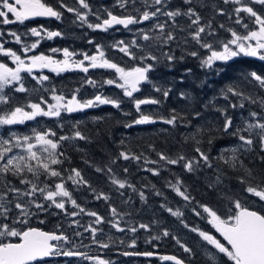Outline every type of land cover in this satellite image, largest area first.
<instances>
[{
  "label": "snow or ice",
  "instance_id": "snow-or-ice-1",
  "mask_svg": "<svg viewBox=\"0 0 264 264\" xmlns=\"http://www.w3.org/2000/svg\"><path fill=\"white\" fill-rule=\"evenodd\" d=\"M221 2L230 7H221L215 2L209 4L206 0H182V6L176 7L172 6L171 0H116L113 7L121 10L117 13L107 7L94 11L89 0H73L72 3L68 0L53 2L0 0L2 25H25L27 21L38 18L60 21L67 12L74 15L73 23L79 22L80 26H86L93 31L108 32L110 29L119 31L123 28L132 33L133 37L131 40H115L110 45L89 40L88 43L95 48L91 54L86 51L70 50L67 47L52 48L51 52L61 53L62 59L43 52L30 54L35 53L42 41L63 35L61 31L49 30L43 24L26 27L21 33L8 32L13 42L20 45L19 50L6 48L7 41L0 42V57L11 62L10 66L9 63L0 60V129L6 130L0 133V264H48L49 258L56 257H74L90 264H112L100 254L91 255L88 251L78 250L81 247L90 248L91 245H85L82 239L77 244L73 237L80 238L84 233H89L91 244L97 245L100 249H108L110 243L98 239V234L104 233V228L101 227L104 224L120 233L127 231L135 234L141 229L151 231V225L148 223L132 226L131 222L125 219L131 216V212L119 211L110 203L111 196L92 187L80 169L62 167L70 159L64 150L65 142L77 140L90 142V138L79 130V122L72 126L70 134H58L52 127L40 126L37 119L41 117L55 119L57 127L62 130L64 124L59 122L62 114H72L102 105L120 109L122 99L104 95L99 91L93 97L84 99L79 96L80 88H76L70 96L55 87L43 88L44 82L50 79L48 75L43 74V70L47 69L57 75L78 70L85 74L81 86L86 84L97 88L108 85L120 89L123 97L133 103L138 113L131 123L124 125L125 128L155 124L158 121L176 127L178 123L185 122L184 114L175 108L171 109L167 117L145 113L142 111L143 105H160L162 100L153 96L139 98L135 95L148 84L163 100L168 99L173 89L151 78V74L159 67L171 70L186 57H191L199 61L201 68L214 70L215 74L219 75L223 69L217 67L218 63H227L241 56L264 62V0ZM208 7L212 9L213 15L206 18L198 9ZM216 16H226L231 24L216 23ZM90 17H94L95 22H92ZM181 18L186 22L181 23ZM3 36L4 31L0 30V39ZM22 37L36 39L29 43ZM106 48L122 54L121 58L119 60L111 58ZM177 51L181 53L179 56L176 54ZM78 56L79 59L76 58ZM98 69L110 75L99 82L87 75L90 70ZM25 74L35 80L40 88L26 87ZM191 74V68L185 69V75ZM183 79L182 77L181 83ZM247 85H251L254 90L248 91ZM41 89L49 95L47 97L44 94L35 97L32 95ZM257 89L259 91H256ZM261 92H264V73L251 70L244 72L238 82L226 84L219 90L218 96H214L204 105L205 108L212 105L219 118H222L216 131L237 141L231 147L224 148L217 159L234 171L243 170L244 175L236 177L241 185L239 193L221 190L220 199L223 207H213L209 203L196 200L179 176L175 177V182L168 180L165 183L167 188L185 202L183 207L194 203L192 213L211 225L210 230L190 226L184 221L185 213L181 208L173 209L167 203L160 204V208L176 217L184 228L197 234L209 264H264V178L257 179L253 170L241 159L244 153L253 152L257 146L260 152L264 153V95L260 94ZM14 93L24 96L22 99L17 98ZM180 97L191 99L186 92H181ZM219 100L225 103L219 105ZM246 106H249L247 116L241 114V123L237 124L233 112L237 109L244 110ZM193 115L200 117L201 113L196 111ZM31 121H37L38 126L32 127L28 133L13 130L15 126L25 125ZM205 131L198 127L194 133L185 137L186 141L188 139L195 141L193 149L195 154L191 157L183 153L171 156L159 151L156 153L158 159L152 160L143 153L137 155L130 151H120L117 157L103 166L88 160H85V163L93 167L97 173L106 174L107 180L119 196L125 195L122 190L131 189L133 193L138 194L141 202L147 203L148 197L143 188L148 185L138 189L127 177L120 178L111 165L120 159L137 163L143 160L145 165H157L154 168H144V171L154 176H160L161 170L167 165H179L188 173H195L203 167L213 168L211 157L200 146L202 141L197 139ZM213 139L214 137L209 136L207 143L211 145ZM120 143L123 144L124 141L121 140ZM260 159L264 162V156ZM128 171L127 167L123 168L125 174ZM216 172L215 179L207 185L213 191L224 185L227 179L226 173L219 168ZM69 182L72 189L68 186ZM81 187L90 189L95 200H103L108 205L109 217L87 209L77 202L73 189L79 190ZM151 188L154 195L163 196L155 185H151ZM122 203L130 204L132 198L128 197ZM53 208L59 211L50 212ZM41 214L63 215L69 220L68 227H82L83 232L74 231L72 236H69L63 230L62 223H57L55 230L52 231L32 226L34 218ZM81 216L93 219L87 225H82L79 219H75ZM122 222L128 226H121ZM39 223L44 224L45 219H39ZM152 223L159 224V221L153 220ZM162 236H171L187 254L188 259L165 255L160 257L161 260L170 261L172 264H191V259L195 256L191 247L167 229L162 230ZM107 238L108 241L112 240L111 235ZM159 239L161 236L156 235L147 242ZM120 243L123 244L124 241L121 240ZM128 247H136L135 238ZM123 255L152 257L154 253L125 251Z\"/></svg>",
  "mask_w": 264,
  "mask_h": 264
},
{
  "label": "trees",
  "instance_id": "trees-1",
  "mask_svg": "<svg viewBox=\"0 0 264 264\" xmlns=\"http://www.w3.org/2000/svg\"><path fill=\"white\" fill-rule=\"evenodd\" d=\"M49 2H53V0H49ZM68 2L72 3L73 0H68ZM89 2L93 5L94 11L102 7H107L117 13L121 11L118 7H113L114 4L112 3L114 0H89ZM206 2L209 4L215 2L219 6L225 8L230 7L223 5L221 0H206ZM171 4L173 7L182 6V0H171ZM257 8H259V6H257ZM198 10H200L206 18L213 15L210 7ZM74 19L75 17L73 14L65 12L64 17L60 21H27L25 25L11 24L6 27V30L8 32L16 31L21 33L26 30V27H34L43 24L49 30H59L63 33L61 37L42 41L40 46L35 50V53L30 54H39L41 52L47 54L51 52L52 48L63 49L65 47L77 52L86 51L91 54L95 51V48L94 45L88 43L89 40L103 45H110L115 40H131L133 38L132 33L127 30H109L108 32L93 31L86 26H80L79 22L73 23ZM90 20L95 22L94 17H90ZM180 22L185 23L186 21L181 18ZM216 23L231 24V21H229L226 16H216ZM235 27L238 28V26ZM8 32L4 33L0 42L7 41V43H5L6 48L19 50L20 45L15 44L12 40H8L12 38L8 35ZM22 39H25V37H22ZM26 40L29 43L31 42L30 39ZM106 52L111 58L116 60H119L122 56V54L111 48H106ZM176 54L179 56L181 53L177 51ZM0 60L8 62L4 57H0ZM217 67L223 69L219 75H216L214 70L201 68L197 59L186 57L183 62L177 63L171 70L159 67L156 72L151 74L153 81L173 89L167 100H163L161 95L154 92L151 85L148 84L143 86L140 93L135 94L139 98L153 96L162 100L160 105H143L142 111L145 113L167 117L171 109L175 108L178 112L184 114L186 117L185 122L178 123L176 127L158 121L155 124L134 125L132 128H125L124 125L126 123H131L133 119L138 116V113L133 103L114 89H104L102 92L104 95L122 99L123 103L120 109H116L110 105H102L90 110L88 113L71 116V119H76L73 125L79 122V130L90 138V142L77 140L74 143H64V150L70 159L62 167H76L80 169L92 187L96 188L98 191H104L111 196L110 203L116 206L119 211L131 212V216L125 219L130 221L132 226H136L139 223H148L151 225L150 232L141 229L135 234L132 233L130 236L132 237L130 239H136V248L139 252L150 251L157 254H174L178 257L188 259L185 257L187 254L180 249L171 236H162L163 229H167L171 234L175 235L192 249L194 244L198 243L197 234L184 228L176 217L171 216L168 212L161 209V203H167L168 206L173 209L177 207L181 208L185 213L183 219L190 226H198L204 230L211 229L206 221L201 220L192 213L191 208L194 207L195 204L193 203L186 208L183 207L185 202L180 197L176 196L170 188L165 186L166 181L171 180L175 182V177L179 176L196 200L202 203H209L213 207H223V202L220 199L221 190L224 192L231 190L233 193L240 192L241 185L236 177L244 175L243 170L234 171L217 159L224 148L231 147L237 143V141L234 138L227 137L223 135V133L216 131V128L222 122V118H219V114L214 111L212 105H209L208 108H205L204 105L212 100L214 96H218L219 90L226 84L233 81L238 82L244 72L257 70L264 73V62L241 56L227 63H218ZM187 68L192 69L191 75H185V69ZM101 72V70L96 71L98 74L92 75V78L99 82L110 75L108 72ZM182 77L184 78L183 83L180 82ZM82 81L83 80L77 78H70L69 80L49 79L47 84L44 83V87H55L58 91H62L66 95L76 88H84V85L81 86ZM25 84L26 87L30 89L37 88L36 86L33 87V83L26 77ZM246 88L248 91L254 90L251 85H247ZM256 91L259 90L257 89ZM181 92L188 93L191 99L187 100L181 98ZM39 94L40 92L33 93L32 95L35 97ZM260 94L264 95V92ZM13 95L21 99L24 96V94L18 93H14ZM91 95L90 91L87 90V93L83 95L82 98L88 99ZM224 103L223 100L218 101L219 105H223ZM248 107L249 106H246L244 110L237 109L233 112L237 124L241 123V114H243L244 117L247 116ZM250 107L255 108L256 106ZM196 111L201 113L200 117H194L193 114ZM125 113H128V115H125ZM188 121H190V123H188ZM67 125H70V123ZM73 125L69 127L71 128L70 130H72ZM44 126L54 128V125L49 121H47ZM198 127H202L206 130L205 133L198 136L197 139L202 141L200 146L203 150L208 152L211 157L213 168L203 167L195 173H188L179 165H167L161 170L160 176H154L150 172L144 171V168H154L157 167V165H145L143 160L137 163L131 160L124 161L120 159L117 160L116 164L111 165L120 178L127 177L138 189L142 188L144 185H148V187L143 188L148 197L147 203L141 202L138 194L133 193L131 189L122 190L125 192V195L123 197L119 196L114 190V187L107 180L106 174L97 173L93 167L85 163V160H88L91 163L103 166L109 163L111 159L117 157L120 151H130L137 155L143 153L144 156L152 160L158 159L156 153L159 151H163L171 156H175L177 153H183L191 157L195 154L193 151L195 141L191 139L186 141L185 137L194 133ZM208 129H211V131H207ZM209 136L214 137L211 145L207 143ZM121 140L124 141L123 144L120 143ZM150 145L152 147H150ZM153 148L155 151H153ZM226 155H230V153H226ZM261 156H264V153L260 152L258 146L253 152L244 153L241 156L244 164L249 169L253 170L257 179L264 178V162H261ZM125 167L129 169L126 174L123 172V168ZM218 168L226 173L227 179H225L224 185L219 186L216 191H213L209 189L207 185L215 179L217 174L216 169ZM151 185H155L156 189L163 193V196L154 195ZM68 186L72 189L70 182ZM73 195L77 199V202L85 208L94 210L102 216L109 217L108 205L103 200H95L90 189L86 187H81L79 190L73 189ZM128 197L132 198V203H122V201L128 199ZM165 197L167 198L166 200ZM55 218L56 217L50 218L49 216L43 215L42 219H45V223L42 229L47 231H52V229L55 230L53 225ZM80 218L83 220L84 217L81 216ZM153 220L159 221V224H153ZM106 226L111 231L117 232L115 229H111L107 224L101 227L106 228ZM121 226L127 227L128 225L122 222ZM156 235H160L161 239L151 240V243L147 242L152 236ZM116 241L115 239L106 241L110 243V247H112L108 250L117 249L116 246L118 243H116ZM129 243L122 245L123 250H125V247L129 248ZM198 260L205 263V261L199 258V255L195 253V256L191 259V264H199Z\"/></svg>",
  "mask_w": 264,
  "mask_h": 264
},
{
  "label": "rangeland",
  "instance_id": "rangeland-1",
  "mask_svg": "<svg viewBox=\"0 0 264 264\" xmlns=\"http://www.w3.org/2000/svg\"><path fill=\"white\" fill-rule=\"evenodd\" d=\"M116 0H114V2L112 4H115ZM72 14V13H71ZM10 19L12 18L11 15L9 17ZM11 24L9 25H2L0 24V30H3L4 33H7L8 31L6 30V27L7 26H10ZM25 39H30L31 42L33 40H35L36 38L34 37H27ZM8 40H12L13 41V38H9ZM61 55V53H58ZM7 61H10L8 60L7 58H5ZM99 70V69H98ZM98 70H91L87 75L92 77V75L94 74H98L96 73V71ZM102 72L101 73H107V72H104V70H101ZM29 80V79H28ZM30 82L33 83V87L36 86L37 88H40L39 85H37L36 81L31 79L29 80ZM43 88L44 85H43ZM104 89H114L116 92H119L122 94V91L120 89H117L115 88L114 86H108V85H103L102 87H97V88H93L92 86H89V85H84V88H81L80 89V92H79V96H83L87 93V90L90 91V93L92 94L91 97H93L98 91L99 92H102V90ZM73 92V91H72ZM68 93L66 95L70 96L71 93ZM40 94H44L46 97L49 95V93H46V92H43V89H41L40 91ZM123 95V94H122ZM90 97V98H91ZM96 108V107H94ZM67 114H62V118L60 119V123H63L64 124V128L61 130L60 128L57 127V121L55 119H49V118H45V117H41V118H37L38 119V122H39V125L40 126H44L46 124L47 121H49L50 123H52L54 125V128L58 131V134H70L71 132V125H73L74 123V120L76 119H71L69 118L68 116H66ZM68 123H70V125H67ZM37 121H31V122H27L25 125H17L13 128V130L19 132V133H28L30 131V129L32 127H37ZM69 128V129H68ZM68 129V130H67ZM6 130L5 129H0V133H3L5 132ZM75 141H67L65 143H74ZM70 208V206H68ZM59 210H56L55 208L53 209H50V212H58ZM44 214H42L43 216ZM49 217H56L57 218V222H61L63 224V230L69 235V236H72L73 232L74 231H81L83 232V228L82 227H68V223H69V220L65 219L63 217V215H55V216H52V215H49ZM83 220H81L80 217H76L75 219H79L80 220V223L82 225H87V223L93 219L91 217H88V216H83ZM56 222V221H55ZM114 234V235H113ZM130 234V235H129ZM132 233L130 232H124V233H120V232H114V231H111L110 229L107 228H104V233L103 234H98V239H100L101 241L103 242H106L108 241V235H111L112 239H115V240H118V241H121L123 240L124 243L122 245H126L127 242H130L132 239L131 236ZM74 239V242L75 243H79L80 240L82 239L83 240V243L85 245H91L90 248H79L78 250L80 251H88L91 255H97V254H100L102 255V257L104 259H107V260H110L112 262V264H130V260L128 259H125L123 257H120V256H117L115 254V250H108L109 248H112V247H109L108 249H100L97 245H93L91 244V239H90V235L89 233H84L83 237H80V238H75L73 237ZM130 239V241H129ZM193 250L195 251L196 254L199 255V258H201L203 261H205V264H209V262L207 261V257L204 255V247L202 245V242L200 241V238L198 237V243L197 244H194L193 246ZM109 252H111V254H109ZM108 255H111V256H108ZM117 257H120L118 259H116ZM187 257V256H185ZM188 258V257H187ZM48 264H70V262L68 261H54V260H51L50 262H48ZM79 264H90V262L88 261H83L81 260L79 262ZM155 264H158L157 262Z\"/></svg>",
  "mask_w": 264,
  "mask_h": 264
},
{
  "label": "flooded vegetation",
  "instance_id": "flooded-vegetation-1",
  "mask_svg": "<svg viewBox=\"0 0 264 264\" xmlns=\"http://www.w3.org/2000/svg\"><path fill=\"white\" fill-rule=\"evenodd\" d=\"M34 21H43V20L35 19V20H31L30 22H34ZM47 55H55V57L57 59H62V54L61 55H58V54H53L52 52H48ZM76 58L79 59L80 57L78 56ZM7 63H9V65L11 66V62L10 61H8ZM43 74L44 75H48L51 80H58V79L69 80L70 78H77L79 80H83V78L85 77V74L82 73V72H80V71H78V70L68 71V72H64V73H61V74L57 75L56 73H52V72L48 71L47 69H45V70H43ZM25 77L27 79L31 80V77L27 76L26 74H25ZM47 82L48 81H46L44 83L47 84ZM66 116H68L69 118H72L71 117L72 115H70V114H67ZM39 219H42V214L38 218H34V220L32 222V226L42 228L43 224H40L39 223ZM57 223H61V222H57V218H55L54 224H53L54 225V229H55V225ZM45 231H47V230H45ZM116 243H118V245L116 246L117 249H115V254L117 256H120V257H123L125 259L130 260V264H155L156 262L158 263L159 257L147 258L146 259V258H141L140 256H124L123 255V252H125V251H128V252H139V251L137 250L136 247L135 248H130V247L129 248H126L125 247V250H123L122 244L120 243V241L117 240ZM127 243H129V242H127ZM109 254H111V252H109ZM158 255H160V254H158ZM108 256H110V255H108ZM120 257H117L116 259H118ZM51 260L59 261V262H61V261H68V262H70V264H79V262L81 261V260H79L77 258L56 257V258H51L50 260H48V262H50ZM198 263L199 264H205V263H202L199 260H198ZM125 264H127V263H125Z\"/></svg>",
  "mask_w": 264,
  "mask_h": 264
},
{
  "label": "water",
  "instance_id": "water-1",
  "mask_svg": "<svg viewBox=\"0 0 264 264\" xmlns=\"http://www.w3.org/2000/svg\"><path fill=\"white\" fill-rule=\"evenodd\" d=\"M100 1H106V0H100ZM39 20H45V18H38ZM51 20H53V19H51ZM117 27H120V26H117ZM120 29H123V28H120ZM91 110V108L90 109H86V110H84V111H80V112H75V113H72V114H81V113H86V112H89ZM210 227H211V225H210ZM212 231H213V233L215 234V232H214V229H212ZM217 236H218V234H216ZM222 239V238H221ZM165 255H174V254H160V255H158L157 253H154V255L152 256V257H145V256H140L141 258H154V257H159V260H158V262H159V264H172V262H170V261H164V260H161L160 259V257H162V256H165ZM63 258H66V257H63ZM74 258V257H73ZM51 258H49L48 260H50Z\"/></svg>",
  "mask_w": 264,
  "mask_h": 264
}]
</instances>
